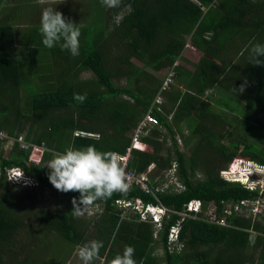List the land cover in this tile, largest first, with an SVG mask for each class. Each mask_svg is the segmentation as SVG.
<instances>
[{"label":"trees","instance_id":"obj_1","mask_svg":"<svg viewBox=\"0 0 264 264\" xmlns=\"http://www.w3.org/2000/svg\"><path fill=\"white\" fill-rule=\"evenodd\" d=\"M40 1L0 0V130L46 148L35 164L29 150L14 142L6 151L0 141V264H65L91 240L103 242L101 264L125 245L134 247L137 264H264V236L250 240V231H264V211L233 210L241 201L264 203V191L221 175L237 158L264 166V66L249 62L251 46L264 44V0H121L118 8L101 0H87L88 8L51 2L80 29L78 56L59 44L43 45L46 3ZM188 47L200 53L197 61L183 54ZM163 68L174 76L157 104ZM85 72L93 77L81 78ZM74 94L86 99L80 103ZM148 113L157 125L142 138L148 148L131 151L128 168L157 179L175 165L182 190L170 186L154 197L133 187L126 196L97 201L86 224L74 217L72 200L80 193L50 183L52 151L94 145L124 154ZM11 167L38 186L9 184L5 171ZM45 191L61 194L63 205L35 207ZM117 200L161 204L171 212L156 228L139 215H123ZM191 200L201 202L202 212L183 219L178 245L170 246L168 231ZM210 208L225 225L210 220Z\"/></svg>","mask_w":264,"mask_h":264},{"label":"clouds","instance_id":"obj_2","mask_svg":"<svg viewBox=\"0 0 264 264\" xmlns=\"http://www.w3.org/2000/svg\"><path fill=\"white\" fill-rule=\"evenodd\" d=\"M121 0H101V4L108 8H118ZM40 33L42 43L47 48L60 45L62 50H67L72 56L79 55L80 29L78 25L64 17L56 7H45L41 14ZM264 44L256 43L251 46L250 60L254 66H264ZM245 84L239 88L240 93L245 90ZM76 101L83 103L85 95L74 94ZM246 164L247 171L244 167ZM46 167L50 170L49 181L63 193L79 192L80 198L73 197L72 215L80 217L87 208L97 201L108 200L115 194L126 196L130 185L125 168L119 154L114 151H102L94 145L81 148L69 146L63 152L52 151V158ZM264 173V166L253 161L237 158L229 167L221 172L222 177L230 182L239 183L250 190H259L264 187V177H257ZM264 191V190H263ZM103 242L91 240L78 248V257L83 264H93L99 258ZM135 249L125 245L122 254H117L109 264H137L134 259Z\"/></svg>","mask_w":264,"mask_h":264},{"label":"built area","instance_id":"obj_3","mask_svg":"<svg viewBox=\"0 0 264 264\" xmlns=\"http://www.w3.org/2000/svg\"><path fill=\"white\" fill-rule=\"evenodd\" d=\"M173 72L170 71L167 75V78L162 83V86L160 88L159 93L156 96L155 102L159 104L162 100L161 93L168 88L169 83L173 79ZM157 125V120L150 114H145L143 116V119L138 123L137 127L135 128V131L132 135L130 145L126 147V150L124 154L119 155V158L121 160V163L123 167L125 168L128 176V182L131 188H136L144 191L145 193H149L152 196H156V194L162 190L167 189L170 186L174 187L175 191L182 190V185L179 183L178 179L175 176V165L172 166L171 169L165 170L163 172V175L159 178L150 179L147 176V173L143 174H137L134 171L130 170L128 168V161L130 158V153L133 149H147L146 145L142 143V138L146 136L150 130L151 127ZM75 136H86L88 133L83 131H77L74 132ZM0 141L3 142L5 145L17 143L19 147L22 150H29L28 155V161L31 163H40L42 161L44 152L46 151V148L43 144L39 145H31L27 143L24 139V136L20 135L17 137L10 136L7 132L0 130ZM151 171V169H148L147 172ZM6 178L9 184L13 186L23 187V188H35L38 186V183L29 177L21 168L19 167H11L6 169ZM253 187L250 186L249 189H252ZM264 190V187L260 188V193ZM262 203V206L264 207L263 201L259 200H253V201H241L240 204L234 205L233 210L239 213H243V209L252 205L260 204ZM116 206L119 208V210L122 211V214H134L139 215L140 220L147 221L152 224L156 228H159L161 226L162 220L164 217H167L168 214L171 212V210H168L163 205H153V204H147L144 205L140 200H134L132 201H125V200H117L115 202ZM244 207V208H243ZM250 208V207H249ZM211 209V208H210ZM251 210V211H249ZM264 211V208L261 210L254 209H248V215L251 213L253 215H256L258 213H261ZM202 212V204L199 200H191L189 201L185 206V211L179 213L180 220L177 221V223L170 227L168 231V243L170 246L178 245V235L180 230V223L183 221V219L187 216H194ZM208 212V211H207ZM225 213L230 214L231 213V206H227L225 208ZM214 210L211 212L210 220H215L216 223L220 225H225L226 222L224 219L216 220L214 217ZM214 221V222H215ZM263 235V232H256L254 230L250 231V240H253L256 235Z\"/></svg>","mask_w":264,"mask_h":264},{"label":"rangeland","instance_id":"obj_4","mask_svg":"<svg viewBox=\"0 0 264 264\" xmlns=\"http://www.w3.org/2000/svg\"><path fill=\"white\" fill-rule=\"evenodd\" d=\"M75 1V0H74ZM191 47V46H190ZM188 47L184 52L183 54L185 55V57L188 58V60H190L191 62H195L197 61V58L199 57L200 53L198 51H196L195 49H192ZM169 68H163L159 71L158 74V77L164 82L165 79L167 78V75L169 74L170 71H168ZM90 77H93L91 75V73H83L81 75V78L85 79V78H90ZM124 80L122 82L119 83V85L123 86L124 85ZM177 144L179 145V148L181 150H185L184 148V142L182 140V138L180 136H177ZM120 144V143H119ZM148 148V147H146ZM146 150V149H145ZM229 167V165H228ZM244 167L247 171V167H246V164H244ZM163 175V174H162ZM257 177L261 178V177H264V173L258 175ZM15 188V187H14ZM18 188V187H16ZM62 195L61 194H54V192H51V191H45L43 192L41 195H39L34 203V206L35 207H40V208H46L49 210H53L55 209L56 206H59V205H63V202L65 201V198L64 197H61ZM250 208L254 209V211L256 210H261L263 209L264 207L262 206V203L260 202V204H256L255 205H252V206H249ZM249 207H246L243 209V215L247 212L248 210H245V209H248ZM117 209L119 210V208L117 207ZM96 210L97 208L95 207H89L86 209L84 215L80 216L81 220L86 224L88 222V220L90 218L93 217V215L96 214ZM213 211V208L209 209L208 212L206 213L207 216H210L211 215V212ZM251 211V210H249ZM245 212V213H244ZM124 215H131V214H124ZM248 216V215H247ZM53 243V242H52ZM78 248H75L72 252H70V255L68 257V259H66L65 261V264H83V262L79 259L77 253H78ZM158 255L161 254L160 250L157 251ZM93 264H101V261H98L97 259L95 261H93Z\"/></svg>","mask_w":264,"mask_h":264},{"label":"crops","instance_id":"obj_5","mask_svg":"<svg viewBox=\"0 0 264 264\" xmlns=\"http://www.w3.org/2000/svg\"><path fill=\"white\" fill-rule=\"evenodd\" d=\"M54 3V4H61L62 8H88V1L87 0H41L40 3H46V5L43 7H49L50 4ZM22 136H24L23 134H21ZM20 136V135H18ZM28 143V142H27ZM12 144H8L5 145L4 144V148L6 151H8L9 149H11ZM20 148V147H19Z\"/></svg>","mask_w":264,"mask_h":264}]
</instances>
